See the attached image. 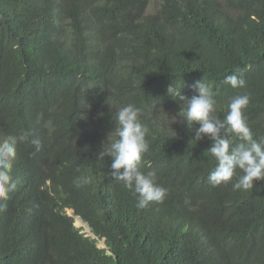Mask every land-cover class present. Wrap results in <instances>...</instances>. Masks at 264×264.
Instances as JSON below:
<instances>
[{
  "label": "trees",
  "instance_id": "1",
  "mask_svg": "<svg viewBox=\"0 0 264 264\" xmlns=\"http://www.w3.org/2000/svg\"><path fill=\"white\" fill-rule=\"evenodd\" d=\"M151 4L0 0V139L28 134L0 211V264H264V181L209 184L212 142L192 140L199 125L186 127L168 93L191 98L204 79L220 119L250 94L245 116L264 137V0ZM234 73L244 88L225 83ZM127 104L149 129L141 170L168 190L144 209L99 159Z\"/></svg>",
  "mask_w": 264,
  "mask_h": 264
},
{
  "label": "clouds",
  "instance_id": "2",
  "mask_svg": "<svg viewBox=\"0 0 264 264\" xmlns=\"http://www.w3.org/2000/svg\"><path fill=\"white\" fill-rule=\"evenodd\" d=\"M225 83L232 88L246 86L243 77L235 73L226 76ZM191 88L197 93L191 98L182 95L174 85H169L168 93L181 102L177 115L186 127L192 129L199 125L192 140L198 142L207 137L212 142L207 152L216 161V166L207 177L208 183L214 187L232 183L233 190L253 189L254 182L264 181V137H253L245 116L250 94L231 97L227 112L220 119L214 114L217 104L214 93L204 79L194 82ZM112 119L115 129L108 135L99 159L112 158L113 181L123 183L132 192L138 209L151 203H163L168 190L158 184L154 170H141L143 155L149 149L146 138L149 129L141 122L140 109L127 104L120 107ZM27 139L26 132L10 133L0 139V211L6 210V202L17 188V181L12 176L13 165L18 145ZM237 140L241 142L236 143ZM32 143L39 148L38 140H32ZM78 182L89 183L90 177H79ZM86 232H89L87 228Z\"/></svg>",
  "mask_w": 264,
  "mask_h": 264
},
{
  "label": "rangeland",
  "instance_id": "3",
  "mask_svg": "<svg viewBox=\"0 0 264 264\" xmlns=\"http://www.w3.org/2000/svg\"><path fill=\"white\" fill-rule=\"evenodd\" d=\"M155 1H156V0H151L152 4H151V6L149 7V11H150V12H154V11H155V9L153 8V7H155ZM75 225H76L77 228H84V227H85L82 223L79 222L78 219L75 220ZM84 229H85V228H84ZM100 246H103V244L100 243Z\"/></svg>",
  "mask_w": 264,
  "mask_h": 264
},
{
  "label": "water",
  "instance_id": "4",
  "mask_svg": "<svg viewBox=\"0 0 264 264\" xmlns=\"http://www.w3.org/2000/svg\"><path fill=\"white\" fill-rule=\"evenodd\" d=\"M70 215H71L72 217L74 216L72 212H70ZM75 218L78 219V220H80L85 226H88V224L85 223L84 220H83L82 218H80V217H75ZM88 230L90 231V228H89V227H88ZM102 244H103V245L105 244V240L103 241Z\"/></svg>",
  "mask_w": 264,
  "mask_h": 264
},
{
  "label": "bare ground",
  "instance_id": "5",
  "mask_svg": "<svg viewBox=\"0 0 264 264\" xmlns=\"http://www.w3.org/2000/svg\"><path fill=\"white\" fill-rule=\"evenodd\" d=\"M80 223H82L80 220H79ZM83 224V223H82ZM84 225V224H83Z\"/></svg>",
  "mask_w": 264,
  "mask_h": 264
}]
</instances>
